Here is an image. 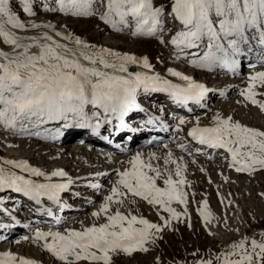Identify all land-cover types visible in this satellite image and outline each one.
<instances>
[{"label": "snow or ice", "instance_id": "1", "mask_svg": "<svg viewBox=\"0 0 264 264\" xmlns=\"http://www.w3.org/2000/svg\"><path fill=\"white\" fill-rule=\"evenodd\" d=\"M98 3H103L106 9L100 19L113 30L121 32L134 24L132 36L157 37L161 44L166 43L160 34L164 31L167 13L180 25L167 43L175 47L177 59L187 50H196L191 53L194 67L208 70L219 67L236 73L240 66L239 58L253 51V42L260 49L258 63L264 65V0H169L167 9L154 6L153 0H58V11L73 17H90ZM0 18L13 28H24L9 10L8 0H0ZM55 35L60 37L61 33ZM0 37L17 49L23 47L18 56L9 57L0 52V125L8 129H15L18 122L26 120L36 123L64 121L65 128L90 127L95 132L101 127L98 122L100 112L104 114L105 122L111 123L109 117H114L123 125V118L130 111L139 109L136 97L140 90L145 93L167 92L177 103L183 104L190 100L199 103L208 91L203 85L171 69L170 75L185 81L186 87L173 84L158 74L129 72V64L142 63L149 71L151 65L147 58L141 62L134 56H121L106 49L90 53L89 46L79 39L74 41L79 50L69 49L47 35L44 39L50 43L22 46L3 24H0ZM37 46L39 52L30 54V49ZM107 56L115 57L120 63L109 61ZM125 73L127 75H123ZM248 80L247 89L240 94L264 112V102L256 99L257 95H264V92L257 91L258 88L264 89V71L255 72ZM89 106L94 109L91 114L86 111ZM93 120L97 123L93 124ZM180 123L183 124L184 120L181 119ZM214 124V127H193L188 134L200 144L228 152L237 172L251 174L264 170V131L219 115L215 117ZM60 135L62 132L57 131L53 138ZM171 157L169 153L166 164L169 161L176 163ZM4 163L32 176H45L25 163ZM129 163L131 167L117 173L119 180L112 187L111 194L105 197L99 211L92 214L94 217L103 214L106 223L82 231L67 230V234L37 231L34 242L46 241L43 247L63 264H113L116 255L148 252L146 245L155 242L154 235L162 228L131 213L124 214L118 209L112 212L110 205L122 206L130 194L151 205H158L177 219L179 214L171 204H186V194L179 187L185 184V180L177 165L176 176L180 179L175 181L169 174L162 188L157 184L162 175L158 167L146 163L139 154ZM52 176L64 177L65 173L57 171ZM45 179L50 180L51 177L45 176ZM67 187L68 184L64 183L38 184L0 167V191L11 189L23 193L37 204L41 196L57 200L59 193ZM204 207L206 209V202ZM201 215L206 221L211 216L206 211ZM168 223L165 220V225ZM49 238L50 243L47 242ZM232 248L231 253L223 255L222 264H264V242L252 240L249 247V241L245 239ZM0 264H17V257L10 252L2 253ZM18 264L34 262L19 259Z\"/></svg>", "mask_w": 264, "mask_h": 264}, {"label": "rangeland", "instance_id": "2", "mask_svg": "<svg viewBox=\"0 0 264 264\" xmlns=\"http://www.w3.org/2000/svg\"><path fill=\"white\" fill-rule=\"evenodd\" d=\"M28 1L29 0H19V1L16 0L14 1L13 6H16L22 9L28 3ZM10 4L11 3L8 2L9 10L12 9L9 6ZM39 15H43V13H39ZM40 18L42 19V21H40ZM0 21H2L1 18H0ZM55 21L56 22L60 21L61 23L58 26H56ZM46 23L50 24L52 27L50 28V27L41 26L38 28H30V31L35 30V31H32L31 33H35L36 30H38L37 33L35 34H28V33L20 32V31L17 32L14 29L13 30L7 29L5 26H4V29L10 33L13 32V33H16L22 36L50 35L56 39L57 38L56 35H53L52 33H49V32H45L47 29L49 31L51 29H54L56 33L58 31L65 37L67 36L69 37V35H72L73 33V35L80 34V36H83V38H85V36H88L89 39L92 38L91 39L92 41H95L98 38V39H102L103 41L102 43L107 44L111 47L118 48V49L128 51V52H133V53L135 52L139 54L148 53L153 58L157 54H159V52H157L158 48L154 42L152 41H147V42L146 41H132L129 38H124V37L121 38L118 36H112V37L108 36L102 31H100V28L97 27V23L93 20H71V19L62 20L59 18L55 20L53 16L45 15L43 17H35L31 20H28L27 22L23 23V25L24 27H27L29 25L33 27V25H41V24L46 26L47 25ZM74 38H77V36H75ZM69 41L70 43L66 41H62V42L65 44L67 43V45H71V46L76 45L73 39H70ZM4 43L5 41L0 38V44L3 45ZM6 44L7 45L5 46V48L8 49L7 51H5L1 46L0 48L8 56L9 53L11 52L12 45L8 43ZM97 48L100 49V47H97ZM93 49L91 51H93ZM74 50H77V49L75 48ZM110 59L112 60V58ZM217 103L215 105H217ZM220 103H223V102H220ZM217 106H219V104ZM246 113H249L250 115V117H247V120L249 122L254 123V124H259V123H261L262 125L264 124V122L258 115H256V117H251V115L253 114L252 108H250L248 112ZM244 115L246 114L244 113ZM236 117H237V111L235 109V115L233 118H236ZM144 137H146V135H144ZM16 143H20V141ZM29 150L31 149L27 148L25 150V148H21L19 150H14L11 153L17 156L20 154L21 155L24 154L28 158L32 157V159L36 160V162L38 163L45 162L44 158L39 157L40 152L32 153ZM15 155L13 156V158L16 157ZM8 156H9V153H8ZM159 159L163 160L164 162L168 160V159H162L161 157ZM164 168L162 170H164ZM167 171L172 172V169L167 168ZM196 175L205 176V174H201V175L196 174ZM223 175H219V177L217 178L211 177L212 180H214L218 185L220 184L219 186L215 184L214 182H212L211 184L207 183L206 180L211 179L208 176H205L204 178L205 181H203L204 184H208L211 190L212 199L211 200L209 199L208 202L215 204V207H211L207 209L208 213H210L211 211L210 214L212 218V220L209 219L212 222L210 223L211 225L209 224V226L213 230L216 229L214 231H216L219 235L207 234L206 231L203 229L205 220L200 219L195 213V211H192V215L194 218L193 219L194 224L192 225L187 219H174L173 220V218L168 215L163 217L160 214H158L157 211L153 208V206L149 203L143 204L142 201L140 203L132 202L133 200L132 196H130L129 198H126L122 206L116 204L114 208L118 209L121 212L125 211L128 214L137 213L139 214V217H142V218L143 217L146 218V215H150L149 218L153 219L154 224L159 225L162 228V231L159 233H155L154 243H149L146 245V247L149 249L148 252L146 253L136 252V253H133V255L131 256L126 255V254L116 255L113 257V264H205L209 260L204 258L203 256H209L210 254L215 252L216 257L220 258L221 254L231 253L233 251V248L230 247V245H234L233 242H236V241L239 242L241 240L238 238L240 237L238 234L242 231L246 233L245 234L246 236H249L250 238L253 237L254 240L264 239V235H262L264 234V172H262L259 175L248 177V179L241 178V176H244V175L236 174V177L229 176V181L231 182V184L225 183L224 185L223 183L225 181H223L222 178L220 177V176L224 177ZM190 178L192 179L193 175ZM200 178L202 179V177ZM115 180L116 179H114L113 181H109L108 185L110 183H113ZM190 184H191L190 188L193 189V191H195V189L200 190L199 186L197 185L196 180H192ZM193 186L195 189L192 188ZM219 187L220 189H222L220 190L222 191L221 195L224 194L226 196H229L232 202L238 204L237 206L242 208L243 210L242 219H243V222H244L243 224L245 225L244 226L245 228H242L243 226H242V223L240 222V219L239 221L238 219L235 220L234 218L235 216H233L235 212L234 207L224 205L223 199L219 200L218 202L217 199L221 198ZM205 189L206 187L204 185L203 190ZM106 194L102 196V199ZM201 197H202V194H199L197 198L195 199L194 205L196 207L199 205ZM97 202H100V200H98ZM111 211H112V208H111ZM228 211L229 212L231 211V212L229 213ZM86 212H89V211H86ZM226 212H227V216L225 215ZM232 213L233 215L231 216ZM82 217L83 215H80L79 218L82 219ZM161 217H163L164 219H161ZM86 218L87 216L83 217V219H86ZM101 219L102 221L100 222V224L104 223L103 221L106 220L105 217H101V218H97L94 221L91 220L92 221L91 223H87V221L85 220L83 224L84 225L88 224V227H91V226H94L96 223H98ZM165 220L172 221V225L169 223L165 225ZM83 224H77L76 226L79 229H84ZM235 225L236 226L238 225V226L235 227ZM240 225L242 226L241 228H240ZM214 226H216V228H213ZM235 228L236 229L238 228V229L236 230ZM218 229L220 230L221 233H219ZM235 232L237 235L235 234ZM249 247H250V244H249ZM28 248H30L33 252L38 251V250L36 251L34 248L30 246H28ZM55 263L62 264L60 261H55Z\"/></svg>", "mask_w": 264, "mask_h": 264}, {"label": "bare ground", "instance_id": "3", "mask_svg": "<svg viewBox=\"0 0 264 264\" xmlns=\"http://www.w3.org/2000/svg\"><path fill=\"white\" fill-rule=\"evenodd\" d=\"M105 28V27H104ZM17 31V30H16ZM18 32V31H17ZM16 38H17V41H18V43L20 44V45H22V46H26V45H29V44H34V45H43V44H46V43H49L50 41H47V40H45L44 39V37L46 36V35H35V36H33V35H31V36H22V35H18V34H16V33H13V32H11ZM53 35H55V34H53ZM47 36H50V35H47ZM111 37H112V35H110ZM113 36H118V37H123V36H119V35H113ZM50 37H52V36H50ZM52 39L53 40H55L56 42H58V43H61V44H64V45H66L69 49H77V50H79L78 49V46L77 45H73V46H71V45H67V43L65 44V43H63L61 40H60V38L57 36V38L55 39V38H53L52 37ZM59 39V40H58ZM92 39V38H91ZM61 41V42H60ZM90 41H92V40H90ZM95 41H98V42H103L102 41V39H96ZM138 41H140V40H138ZM141 41H143V40H141ZM124 47V46H123ZM4 49V48H3ZM39 50H40V48L37 46V47H32L31 49H30V54H36V53H38L39 52ZM101 51V49H99V48H94L93 49V51H89L90 53H96V52H100ZM23 52V47H21V48H19V49H17V48H15L13 45H12V49H11V52L9 53V57H13V56H18V55H20V53H22ZM6 54V53H5ZM109 61H112V62H115V63H117V64H119L120 63V61H118V60H114V58L112 57V56H107L106 57ZM110 58H112V60L110 59ZM138 60V59H137ZM138 61H140V60H138ZM141 63H139V64H129V65H127V67H128V69H129V72H138V71H140L137 67L140 65ZM108 71H111V70H108ZM140 72H142V71H140ZM123 75H127L126 73L125 74H123ZM212 101L216 104L217 102V105L219 104V106H222L230 115H229V117H231V119L234 117V115H235V107H234V105L233 104H231V103H228V102H223V103H220L221 101L218 99V97H217V95L214 97V98H212ZM214 103H209V105H208V108H210V107H212L213 106V104ZM217 105H215V106H217ZM244 113H246V112H244ZM199 124V123H198ZM250 124V123H249ZM252 128H259V127H261V130L262 131H264V125H262L261 123H259V124H255L254 126H251ZM144 135H145V133L143 132L142 133V138H145L144 137ZM165 137V136H164ZM191 137V136H190ZM139 138H140V136H132L131 137V143H130V148L132 147V144L133 143H136V142H138V140H139ZM183 138L186 140V137L185 136H183ZM192 138V137H191ZM4 142L5 143H16V141H10V140H8V139H6V138H4ZM19 142V141H18ZM17 144V148H25V150L28 148H30L31 147V145L33 144V143H29V142H26V141H20V143H16ZM36 146H37V144H34V146L33 147H31V150H29V151H31L32 153H36V152H40V155H43L44 154V152L47 150L46 148H47V145H43V144H39L38 145V148H39V151H36L35 150V148H36ZM174 148H176V146H174ZM8 153H9V156H8ZM15 154H13V153H10V152H7L6 153V156H7V158H9V159H16V157H14L13 158V156H14ZM15 156H17V155H15ZM19 157H20V159L19 160H27V161H30V159H32V157L31 158H28L26 155H18ZM162 159H166V158H164V157H161ZM123 161V160H122ZM198 161V163L199 164H192V166H191V169H192V173H194L195 172V174H205V176H208L209 178H217V177H219V175H223L224 177H222V176H220L221 178H222V180L223 181H225V180H228L229 181V176H235L236 177V174L234 173V172H232L231 170H229V168L228 167H223V166H220V164H213V163H207L205 160H197ZM228 161V159L227 158H223L222 160H221V162H227ZM189 164H190V162H189ZM2 165V162L0 161V166ZM125 169H122L120 172H122V171H124ZM192 173L191 172H189V174H191L192 175ZM219 173H221V174H219ZM189 174H187V175H189ZM237 175H243V174H237ZM254 176V175H253ZM105 179V177L103 178V180ZM231 179V178H230ZM119 180V176L116 178V180L113 182V183H110L109 185H108V188H112L113 186H115L116 184H117V181ZM219 180H220V178H219ZM218 181V180H217ZM233 183V182H232ZM220 185V184H219ZM218 185V186H219ZM223 185H224V183H223ZM252 186V185H251ZM221 187V186H220ZM220 187H219V189H220ZM226 187V186H225ZM220 190H222V189H220ZM222 192V191H221ZM104 194H106V193H104ZM111 193H107L104 197H103V203L105 202V197L106 196H108V195H110ZM223 194V193H222ZM100 198V197H99ZM221 199H223V202H224V205H228V206H230V207H234L235 208V212H234V215H233V213L231 214V216L233 215V216H235L234 218H235V220L236 219H238V221H239V219H240V222L242 223V226L240 225V228L242 227V228H245L244 226V222H243V219H242V213H243V210H242V208L241 207H238L237 205L238 204H236V203H234V202H232V200H230L231 198L229 197V196H226V195H222V198ZM233 199V198H232ZM102 203V204H103ZM101 204V205H102ZM210 204H214V203H210ZM101 205L100 206H98V207H96L95 209H92V211H91V213L89 214V216H87V218L86 219H81V218H76L75 220H76V223H75V226L77 225V224H83V222L86 220L87 221V223H91L92 221L91 220H96L97 218H101V217H105L103 214H101V216H99V217H94L92 214L94 213V212H98L99 211V209H100V207H101ZM213 207H215V204L213 205ZM216 207H217V205H216ZM110 208H111V206H110ZM225 208V207H224ZM231 209V208H230ZM228 210V209H227ZM207 211V210H206ZM226 211V210H225ZM229 212V211H228ZM231 212V211H230ZM229 212V213H230ZM210 213H211V211H210ZM226 216H227V212H226V214H225ZM229 215V214H228ZM230 216V217H231ZM227 219V218H226ZM232 219V218H231ZM242 219V220H241ZM174 220V219H173ZM212 220V219H211ZM235 220H233V221H235ZM213 221H215V220H213ZM238 221H236V222H238ZM212 223V222H211ZM214 223V222H213ZM219 223V222H218ZM215 224V223H214ZM213 224V225H214ZM84 225V224H83ZM211 225V224H210ZM212 225V226H213ZM234 225V224H233ZM217 226V225H216ZM216 226H214L213 228H216ZM219 226V225H218ZM238 226V225H237ZM236 225H235V227H237ZM88 227V224H86V225H84V228H87ZM220 227V226H219ZM218 227V228H219ZM222 229V228H221ZM233 229V228H232ZM236 229V228H235ZM238 229V228H237ZM236 229V230H237ZM213 230V229H212ZM214 230H216V229H214ZM219 230V229H218ZM222 231V230H221ZM234 231V230H233ZM238 232V231H237ZM214 233H216V234H218L216 231H214ZM219 233H221L220 232V230H219ZM224 234H225V232H224ZM235 234H236V232H235ZM245 234V232L244 231H242V232H240L238 235L240 236V237H238L239 239H243V238H245L243 235ZM237 235V234H236ZM217 236V235H216ZM228 239V238H227ZM230 240V239H229ZM234 244V243H233ZM25 248H21L20 249V247H18V248H16V250H15V252H16V254L18 255V256H21L20 255V253L19 252H17V251H19L20 250V252H26L28 255H30V256H32V259L30 260V261H33L34 262V264H56L55 263V261H60V260H58L56 257H54L51 253H49L47 250H46V254L47 255H45V254H43L41 251H37V252H33L30 248H28V246H24ZM230 247H232V245H230ZM40 258V261H37L36 260V258ZM42 258H45L46 260H44V259H42ZM61 263H62V261H60Z\"/></svg>", "mask_w": 264, "mask_h": 264}]
</instances>
